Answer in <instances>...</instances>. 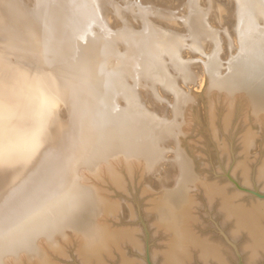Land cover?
Masks as SVG:
<instances>
[{
  "label": "bare ground",
  "instance_id": "bare-ground-1",
  "mask_svg": "<svg viewBox=\"0 0 264 264\" xmlns=\"http://www.w3.org/2000/svg\"><path fill=\"white\" fill-rule=\"evenodd\" d=\"M0 36V264H58L71 237L82 264H134L125 246L141 244L107 222L122 205L104 188L136 169L143 193L161 188L148 214L167 242L153 259L230 264V246L196 231L203 191L264 264V199L203 180L180 141L205 81L264 122V0H0ZM254 146L249 129L244 153Z\"/></svg>",
  "mask_w": 264,
  "mask_h": 264
},
{
  "label": "rangeland",
  "instance_id": "rangeland-1",
  "mask_svg": "<svg viewBox=\"0 0 264 264\" xmlns=\"http://www.w3.org/2000/svg\"><path fill=\"white\" fill-rule=\"evenodd\" d=\"M184 11L185 6H180L177 9L178 17H183ZM2 44L3 38L0 36V50ZM207 89L206 81L201 86L196 84L191 87L195 101L186 111V131L181 137V146L192 159L195 171L203 180L225 184L231 191L243 193L239 200L244 204L254 203L258 197L242 191L236 183L243 188L264 193V184L256 176L264 157V122L253 120L247 111L244 97L237 98L232 108L228 109V104L223 99H212ZM249 129L255 132V146L248 153H244L242 138ZM139 173L136 169L132 181L131 178H125V187L121 189L113 184L104 183L108 197L113 201H119L122 205L116 217L107 219V222L112 229H129L135 233L137 241L141 244L140 249L127 245L124 250L134 264H148L146 252L150 253L153 264H160L161 257L153 259V252L158 254L165 250L167 238L165 234L156 232L148 209L151 200L161 188L153 183L150 192L143 193L144 182ZM197 202L199 209L198 213L195 210V214L200 216V221L197 220L200 223L195 225L198 234L209 236L219 240L221 244L223 242L224 245L230 246L232 249L228 256L230 264H249L239 250L241 243H244L242 238L245 234L237 233L241 234V239H236V236L232 235L234 227L232 222L223 221V216L218 212V200L209 202L203 191H199ZM69 242L70 244H65L66 255H52L55 256L53 261L59 262L58 264H82L77 252L79 240L71 237ZM119 254L116 253L109 258L108 264H120ZM194 261L193 264H202L198 259Z\"/></svg>",
  "mask_w": 264,
  "mask_h": 264
},
{
  "label": "water",
  "instance_id": "water-1",
  "mask_svg": "<svg viewBox=\"0 0 264 264\" xmlns=\"http://www.w3.org/2000/svg\"><path fill=\"white\" fill-rule=\"evenodd\" d=\"M236 185L242 191H246L248 193H251L252 195H254V196H256V197H258L260 199H264V193L263 192H260V191H257V190H251V189H248V188H243L237 183H236ZM146 261H147L148 264H153L151 259H150V253L149 252H146Z\"/></svg>",
  "mask_w": 264,
  "mask_h": 264
}]
</instances>
